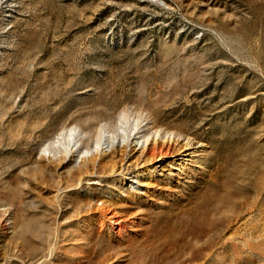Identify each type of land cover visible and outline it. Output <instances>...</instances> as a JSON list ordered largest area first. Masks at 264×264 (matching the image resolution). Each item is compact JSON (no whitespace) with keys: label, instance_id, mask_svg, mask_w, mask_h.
Returning a JSON list of instances; mask_svg holds the SVG:
<instances>
[{"label":"rangeland","instance_id":"1","mask_svg":"<svg viewBox=\"0 0 264 264\" xmlns=\"http://www.w3.org/2000/svg\"><path fill=\"white\" fill-rule=\"evenodd\" d=\"M0 264H264V0H0Z\"/></svg>","mask_w":264,"mask_h":264},{"label":"bare ground","instance_id":"2","mask_svg":"<svg viewBox=\"0 0 264 264\" xmlns=\"http://www.w3.org/2000/svg\"><path fill=\"white\" fill-rule=\"evenodd\" d=\"M126 126H123L122 129V132L124 131V133L127 135V137L125 138L126 140L122 145H120L117 148L116 147L113 148V150L108 155L102 153L101 151L103 150V144L109 140L108 138L109 136L107 132L103 131L102 135L100 136V139L97 141L95 145V151L97 152V154L101 152L100 155L102 158H105L106 156H110L109 161L110 164H112L113 166L112 168H114L115 171V169L122 168L124 166L123 164L126 162L128 157L131 156L132 151L135 150L139 151L142 148L140 152L141 153L140 157L143 158L141 159L139 158V159L140 161L141 160L143 161V165H142L143 167L133 172L136 174V176H142L141 178H138L137 180L138 182L149 181V179H151L152 175H154V172L156 170L155 164L157 162L167 160L172 156L180 157L178 158L179 160L182 159L181 162V169H182L183 168L182 163L183 161H185V156H194V154L200 151V148L202 146V144L196 141L193 137L184 134L182 136L181 134L179 135L178 133L168 134L166 131L156 134L151 138L147 137L145 140H143V138L145 137L144 131L129 133L126 131L128 127ZM68 135L70 137H78L80 135V131L75 128L72 129ZM131 164H137V162L136 161L131 162Z\"/></svg>","mask_w":264,"mask_h":264}]
</instances>
